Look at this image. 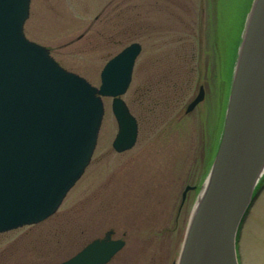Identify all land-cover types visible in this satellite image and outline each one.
I'll return each instance as SVG.
<instances>
[{
  "label": "rangeland",
  "instance_id": "1",
  "mask_svg": "<svg viewBox=\"0 0 264 264\" xmlns=\"http://www.w3.org/2000/svg\"><path fill=\"white\" fill-rule=\"evenodd\" d=\"M218 1L212 0L214 12L210 0L31 1L26 37L96 87L111 58L141 44L122 97L139 122V135L133 149H113L118 124L112 99L104 98L84 175L51 217L0 234V264H60L108 234L125 242L109 264H176L222 137L231 90L227 65L235 59L247 0L221 2L222 29ZM200 87L205 100L187 114ZM262 180L239 234L240 264H264Z\"/></svg>",
  "mask_w": 264,
  "mask_h": 264
},
{
  "label": "water",
  "instance_id": "2",
  "mask_svg": "<svg viewBox=\"0 0 264 264\" xmlns=\"http://www.w3.org/2000/svg\"><path fill=\"white\" fill-rule=\"evenodd\" d=\"M255 2L238 51L211 186L188 225L179 264H239L237 235L264 163V0ZM30 4L0 0V233L41 223L58 210L91 163L103 98L113 99L118 123L113 148L125 152L138 138L137 120L121 97L142 46L133 43L111 59L101 86L94 87L26 38ZM204 96L201 88L187 112ZM124 245L109 234L61 264H107Z\"/></svg>",
  "mask_w": 264,
  "mask_h": 264
},
{
  "label": "bare ground",
  "instance_id": "3",
  "mask_svg": "<svg viewBox=\"0 0 264 264\" xmlns=\"http://www.w3.org/2000/svg\"><path fill=\"white\" fill-rule=\"evenodd\" d=\"M255 1H258V0H247L246 1V7L244 8V13H242L241 15H240V17H239V27H238V33H239V37H240V39H239V41H237L238 42V46L239 45H241V42H242V37L245 35V32H246V27H247V23H248V19H249V15H251V12L253 11V8H254V6H256V5H254L256 2ZM221 2H223V0H220V4H219V8H221L222 10H223V13H224V9H223V7H222V5H221ZM225 14V13H224ZM240 43V44H239ZM237 46V45H236ZM240 47V46H239ZM238 48V47H237ZM238 51H239V49H238ZM236 63H237V57H236V59H235V62H234V65H233V68H232V77H231V81H230V86H231V88H232V82H233V77H234V70H235V67H236ZM229 98H230V95H229V97H228V104H229ZM204 102V101H203ZM228 104H227V108H228ZM227 108H226V110L225 111H227ZM225 117H226V112H225V115H224V121H225ZM221 141H222V137H221V140H220V143H218L217 144V147L215 148V153H214V155H213V157H212V164H211V166H210V168H209V172L207 171V175H206V177H205V185H203V186H201L200 187V193H198V198H197V201H196V203H195V205H194V208H193V211H192V214H191V216H190V219H189V222H188V225H190V223L192 222L191 220H192V218L194 217V215L195 214H197V212H198V207L201 205V202H202V200H204V198L206 197V195H207V191H208V189H210V186H211V182H212V178L210 177V175H211V171H212V166H213V163H214V161H215V158H216V155H217V152H218V150H219V148H220V145H221ZM211 178V179H210ZM264 178V163L261 165V167H260V170H259V173H258V175H257V181H258V184L260 185V183L263 181L262 179ZM210 179V180H209ZM257 184V185H258ZM258 185V186H259ZM258 186H257V188H258ZM193 189V187H191L188 191H190V190H192ZM187 195V194H186ZM186 195H185V197H186ZM189 227V226H188ZM176 264H179V259H178V261L176 262Z\"/></svg>",
  "mask_w": 264,
  "mask_h": 264
},
{
  "label": "trees",
  "instance_id": "4",
  "mask_svg": "<svg viewBox=\"0 0 264 264\" xmlns=\"http://www.w3.org/2000/svg\"><path fill=\"white\" fill-rule=\"evenodd\" d=\"M214 4H216L215 2H213L212 3V0H210V5H209V7H210V10H211V12H214L213 10H214ZM219 4H220V0L218 1V3H217V11L219 12L218 13V16H219V18H220V22H221V25H220V27H221V29H222V27L223 26H225V14L223 13V10L221 9V8H219ZM230 22H228L227 24H229ZM226 24V25H227ZM237 37H238V41H239V39H240V37H239V33H238V35H237ZM237 45V46H236ZM237 47H238V42L235 44V46H234V51H235V59H236V57H237ZM202 49V48H201ZM220 50H222V49H220ZM224 52V51H223ZM235 59L234 60H230V65L231 66H228L227 65V71H226V76L225 77H227V78H229V79H231V77H232V68H233V65H234V62H235ZM182 83H184V82H182ZM262 186H263V183L261 184L260 183V185L258 186V188H257V191H259L261 188H262ZM238 241H239V237H238Z\"/></svg>",
  "mask_w": 264,
  "mask_h": 264
}]
</instances>
